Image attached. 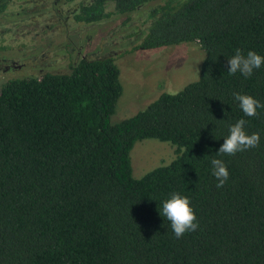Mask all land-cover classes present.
<instances>
[{"label":"trees","instance_id":"trees-1","mask_svg":"<svg viewBox=\"0 0 264 264\" xmlns=\"http://www.w3.org/2000/svg\"><path fill=\"white\" fill-rule=\"evenodd\" d=\"M45 1L32 21L125 17L123 52L196 44L204 58L199 79L117 122L111 57L0 83V264H264V108L247 117L233 97L264 104V65L249 78L227 72L238 48L264 56V0H71L63 16ZM32 29L18 32L26 46L42 35ZM241 118L259 146L218 153ZM144 140L170 144L175 158L134 178L130 153ZM214 158L229 171L221 188ZM172 193L189 198L199 223L179 239L162 215Z\"/></svg>","mask_w":264,"mask_h":264},{"label":"rangeland","instance_id":"rangeland-1","mask_svg":"<svg viewBox=\"0 0 264 264\" xmlns=\"http://www.w3.org/2000/svg\"><path fill=\"white\" fill-rule=\"evenodd\" d=\"M70 1L58 0L56 3L61 16L69 8ZM3 3L6 7L0 8V83L11 76H24L26 72L39 74L66 70L69 59L111 57L119 67L123 88L112 117L117 122L132 117L163 93L179 92L196 81L197 75L199 77L204 56L196 44H180L157 50L126 49L123 52L119 45L120 38L133 30L132 26L121 27L120 23L125 17L107 20L97 26L74 25L69 21L67 27L51 25L59 22V18L51 24L45 19V23L41 21V24L44 23L42 27L40 22L36 26V21L30 18L47 10L43 9L47 4L45 0H1L0 5ZM28 17L29 22H23L20 26L10 23ZM46 24L48 26L44 28ZM26 25L42 34L36 40L38 49H34L33 44L26 46L24 39L19 40L18 29ZM13 35L15 37L8 41L9 36ZM80 52L81 55H77ZM130 158L132 175L140 178L157 167L169 164L175 158V148L168 143L144 140L134 145Z\"/></svg>","mask_w":264,"mask_h":264},{"label":"clouds","instance_id":"clouds-1","mask_svg":"<svg viewBox=\"0 0 264 264\" xmlns=\"http://www.w3.org/2000/svg\"><path fill=\"white\" fill-rule=\"evenodd\" d=\"M199 63V62H198ZM264 65V56L257 54L255 51H248L243 54L241 49H236L235 54L227 59V72L229 75L240 73L243 77L249 78L254 70ZM197 74V71H196ZM197 78L199 79L198 75ZM235 100L239 102V107L247 117H258V109L264 108L257 99L250 95L233 93ZM248 121L241 118L235 124L229 126V135L223 139L218 153L234 156L251 148H256L260 144V134L246 132ZM212 175L217 179V188H221L229 179V171L221 159H212ZM162 215L171 223L172 231L177 239L181 238L187 232H194L199 228L195 212L190 206V200L179 193H172L170 198L163 202Z\"/></svg>","mask_w":264,"mask_h":264},{"label":"flooded vegetation","instance_id":"flooded-vegetation-1","mask_svg":"<svg viewBox=\"0 0 264 264\" xmlns=\"http://www.w3.org/2000/svg\"><path fill=\"white\" fill-rule=\"evenodd\" d=\"M0 1H1V0H0ZM3 4H4V3H3ZM2 6H3V5L1 4V5H0V8H1V9H4ZM1 9H0V10H1ZM5 10H6L7 12L10 11L9 9H5ZM1 14H2V12L0 11V15H1ZM27 15H28V13H27ZM27 19H28V18L20 19V20H17V21H11L10 23H11L12 26H14V24H15V26H16V25H19V26H20V25H22L23 22H27ZM0 23H1V22H0ZM37 25H38V23L36 24V26H37ZM9 30H10V29H9ZM9 30H8V31H9ZM18 30H19L18 32H22V31H24V30H27V25H26L24 28H20V29H18ZM12 31H13V29H12ZM12 31H11V33H12ZM0 34H2V32H0ZM21 39L23 40L24 37H21ZM24 40H25V39H24ZM25 41H26V40H25ZM33 45H34V46H33L34 49H38V46L36 45V43H34ZM78 54L81 55V52H80V53H77V55H78ZM77 55H76V56H77ZM80 59H84V57H80V58L78 57L77 60H80ZM77 60H76V61H77ZM71 62H72V61H70V59H69L68 64L65 65V66L68 68V67L71 65Z\"/></svg>","mask_w":264,"mask_h":264}]
</instances>
